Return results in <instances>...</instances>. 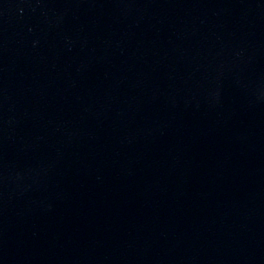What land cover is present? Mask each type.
Returning <instances> with one entry per match:
<instances>
[{
    "label": "water",
    "instance_id": "water-1",
    "mask_svg": "<svg viewBox=\"0 0 264 264\" xmlns=\"http://www.w3.org/2000/svg\"><path fill=\"white\" fill-rule=\"evenodd\" d=\"M0 166L57 264H264V0H0Z\"/></svg>",
    "mask_w": 264,
    "mask_h": 264
}]
</instances>
